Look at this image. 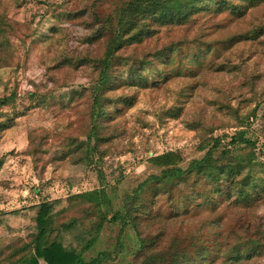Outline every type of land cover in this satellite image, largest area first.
Listing matches in <instances>:
<instances>
[{
  "label": "rangeland",
  "instance_id": "1",
  "mask_svg": "<svg viewBox=\"0 0 264 264\" xmlns=\"http://www.w3.org/2000/svg\"><path fill=\"white\" fill-rule=\"evenodd\" d=\"M87 2L0 0L7 17L34 27L17 50L19 63L0 66V99H6L0 107V264H15L31 247L39 264H52L43 258L51 256L43 253L47 233L36 223L40 202L51 203L47 214L62 211L52 238L79 251L95 235L83 256L104 251L105 264H139L149 256L155 257L152 264H264V194L236 200L238 179L228 174V181H219L228 190L217 194L210 178L194 185L189 176L173 187L171 198L163 183L145 184L133 211L139 212L136 225L122 218L136 187L160 171L150 158L165 152H174L181 167L207 151L216 164L235 155L254 159L255 174L264 179V1L231 22L223 19L225 11L206 18L207 40L239 28L249 38L233 47L216 43L198 65L173 53L172 61L152 60L143 70L145 84L115 74L98 146L83 142L62 157L56 151L62 138L84 133L89 117L95 63L78 58L90 50L98 55L86 39L98 22ZM93 188L104 190L102 220L95 213L79 215L85 201L72 198ZM208 196L216 199L213 211H197L195 202ZM198 243L208 250L203 261L194 249Z\"/></svg>",
  "mask_w": 264,
  "mask_h": 264
},
{
  "label": "trees",
  "instance_id": "2",
  "mask_svg": "<svg viewBox=\"0 0 264 264\" xmlns=\"http://www.w3.org/2000/svg\"><path fill=\"white\" fill-rule=\"evenodd\" d=\"M263 1L88 0L86 4L90 8L89 11L95 16L94 20L98 22V25L92 29V33L86 39L88 45L93 47L94 52H97L98 55H91V50L87 49L89 52L81 54L78 58L79 63H86L92 58L96 69L93 82L88 87V94L90 95L88 121L81 126V129L83 127L87 129L82 134L69 133V135L64 136L61 140V147L56 149L58 156L63 157L66 153L70 154L74 148L79 147L83 142L88 145L93 143V147L90 148L96 149L98 142L102 139L100 125L105 118L107 119L109 104L114 100L108 92L111 90L110 80L115 74L120 75L128 82L137 81L139 84H145L147 81L143 70L153 63L152 60L161 58L172 61L173 53L177 54L175 56L180 61L184 60L193 66L198 65L202 61V57L208 54L209 50L213 49L212 47H216V43L233 47L234 44L249 38L248 32L239 28L231 30L221 39L207 40L204 38L202 30L206 18L225 11L227 15L223 19L231 22L232 19L243 15L245 12H252ZM227 16L230 19L226 18ZM199 19H201V23L197 25L195 30L190 31L191 23H195ZM33 32L34 27L30 24L11 19L7 17L3 9H0V66L19 63L20 53L17 50L32 36ZM145 43L147 46L144 49H139L140 45ZM190 47L192 49H189V55L183 53V50ZM54 78L56 79V77ZM4 102H6L5 98L0 99V107ZM31 143L34 144V141ZM36 147H33L31 153L34 159L38 158L36 152H41L40 143ZM42 150L45 149L42 148ZM177 160V156L172 151L150 158V162L159 167L160 171L158 174L148 176L143 181L144 184L141 183L136 187L131 197L132 204L122 214L123 221L131 223L133 226L136 225L139 212L133 211L137 210V204H139V201L137 202L138 192L150 182L155 183L152 184L154 188L158 187V183H163L167 188V196L171 198L173 187L186 183L189 176L192 177L194 185L198 184L200 179L207 181L210 178L214 184L212 191L217 194L228 190L227 187H225L226 189L219 187L221 179L228 181V179H224L225 175L228 174L229 177H237L238 179L234 185L236 200L242 202L256 201L264 194V179L255 174L258 163L254 159L245 160L241 156L235 155L232 160L216 164L213 162L211 151H207L200 158L190 160L186 167L177 165ZM221 174H223L222 178ZM196 195L199 196L200 193L197 191ZM104 196L103 189L93 188L78 193L72 198H80L85 201V205L78 211L79 215L86 214L87 217H90V214L95 213L97 214L95 218L102 220L104 217L99 207L100 200ZM190 199L192 196L187 201H191ZM215 202L216 199L214 201L212 197L208 196L202 202H195V208L197 211L202 209L213 211L211 209L215 207ZM50 204L40 202L35 205L37 206L36 223L38 230L47 233L46 239L43 241V253H50L52 256L43 255L44 260L52 264H105L106 253L104 251L98 252L92 258L83 256L84 251L94 243L95 235L88 237L79 251L65 247L61 241L51 237L55 216L62 211L47 214V210L49 211L51 208ZM116 212L117 214L121 213ZM140 243L142 248V240ZM194 249H199L198 257L203 261L208 250L206 252L201 243L196 244ZM37 257L35 250L31 247L27 254L16 259L15 264H39ZM154 258V256H149L139 264H152Z\"/></svg>",
  "mask_w": 264,
  "mask_h": 264
}]
</instances>
